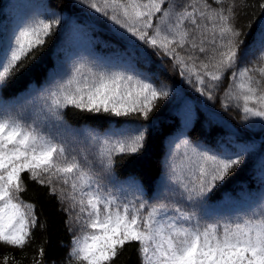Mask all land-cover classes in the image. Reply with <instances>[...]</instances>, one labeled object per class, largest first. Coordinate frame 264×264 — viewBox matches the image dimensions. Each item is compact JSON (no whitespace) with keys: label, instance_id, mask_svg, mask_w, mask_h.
<instances>
[{"label":"snow or ice","instance_id":"obj_1","mask_svg":"<svg viewBox=\"0 0 264 264\" xmlns=\"http://www.w3.org/2000/svg\"><path fill=\"white\" fill-rule=\"evenodd\" d=\"M84 2L128 33L133 47L140 41L170 57L190 83L195 77L196 90L208 100L215 99L214 90L230 72L235 90L230 84L222 106L227 109L228 100L242 101L237 106L245 119L264 120V26L254 63L238 67L247 52L237 27V9L247 7L246 0H214L219 6L215 8L207 0H188L179 8L175 0ZM259 7L264 9V0ZM60 23L58 16H52L18 30L0 51V86L25 67V60L35 59L34 50L42 49ZM169 94L166 84H155L142 74L81 63L66 80L31 101V112L21 106L0 113V244L22 249L32 229L44 227L38 225L35 205L20 195L26 191L23 174L27 173L28 179L46 186L62 204L67 202L66 210L76 225L69 252L74 264H114L125 246L133 243L138 245L141 264H264V196L233 219L210 220L201 214L208 195L241 165L242 152L210 154L184 140L189 163L186 171L175 164L170 167L173 186L167 188L168 195L155 203L121 200L104 188L103 175L110 172L115 156L145 148L143 126L115 138L91 137L99 145V172L87 155L78 159L46 130L49 125L63 126L69 107L147 121L158 101ZM39 255L44 256L43 248ZM8 260L3 257L4 264Z\"/></svg>","mask_w":264,"mask_h":264},{"label":"trees","instance_id":"obj_2","mask_svg":"<svg viewBox=\"0 0 264 264\" xmlns=\"http://www.w3.org/2000/svg\"><path fill=\"white\" fill-rule=\"evenodd\" d=\"M207 2L219 7L214 0ZM261 2L246 0L248 6L237 9V27L242 31L247 52L238 67L250 66L259 55L264 26ZM175 3L179 8L188 0ZM52 16L61 21L54 34L47 38L42 49L34 50L35 59L25 60V67L0 86V113L14 112L21 106L33 108L31 101L66 80L81 63L96 69L142 74L155 84H166L170 91L167 99L158 101L149 120L81 112L69 107L65 110L64 125H49L46 130L65 143L78 159L88 153V146L93 148L96 157L89 160L99 172V145L91 137L115 138L122 131L143 126L145 148L136 154L115 156L110 172L103 178L110 185L132 183L135 186L132 199L149 203L168 195L167 188L172 187L169 170L177 163L172 157L174 147L184 140L210 154L235 156L242 152L241 165L208 195L201 214L210 220L233 219L259 202L264 196V120L245 119L242 108L237 106L242 101L228 100V108L222 106L229 85L235 90L230 72L214 90L215 99L208 100L196 90L194 76L190 83L186 74L181 75L179 68L173 67L170 57L158 54V50L140 41H135L133 47L126 38L128 33L88 7L84 0H0V51L20 28ZM27 177L24 173L26 191L20 194L21 198L35 205L38 225L44 227L32 229V237L22 249L0 244V264H4V256L9 257L8 264H34V260H40L41 264H74L69 261V252L76 225L66 210L67 202L62 204L46 186ZM41 248L43 257L39 255ZM137 248L135 243L126 245L114 264H141Z\"/></svg>","mask_w":264,"mask_h":264},{"label":"rangeland","instance_id":"obj_3","mask_svg":"<svg viewBox=\"0 0 264 264\" xmlns=\"http://www.w3.org/2000/svg\"><path fill=\"white\" fill-rule=\"evenodd\" d=\"M27 109H28V111L31 112L33 108H31V109L27 108ZM182 145H183V142H181V144L180 143L177 144L174 147V152L172 154V157H173V160L177 162L176 166L178 167V169L183 167V169L186 171L189 161H188L187 157H185V155H184L185 149L183 148ZM87 149H88V153L86 155L88 156V158L89 159L95 158L96 155L94 154L93 148L88 146ZM103 180H105V178H103ZM104 184H106V186H104V188L106 190L111 191V193L113 195L119 197L121 200H133L132 194H133V192H135V190H134L135 186L132 183L127 182L124 184L120 183L121 185L120 184L110 185V183H108L107 180H105ZM133 201H135V200H133Z\"/></svg>","mask_w":264,"mask_h":264}]
</instances>
